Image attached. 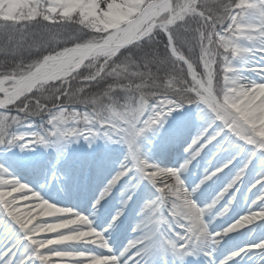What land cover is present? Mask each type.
I'll return each instance as SVG.
<instances>
[{"label": "snow or ice", "instance_id": "snow-or-ice-1", "mask_svg": "<svg viewBox=\"0 0 264 264\" xmlns=\"http://www.w3.org/2000/svg\"><path fill=\"white\" fill-rule=\"evenodd\" d=\"M0 57V264H264V0H0Z\"/></svg>", "mask_w": 264, "mask_h": 264}, {"label": "rangeland", "instance_id": "rangeland-1", "mask_svg": "<svg viewBox=\"0 0 264 264\" xmlns=\"http://www.w3.org/2000/svg\"><path fill=\"white\" fill-rule=\"evenodd\" d=\"M20 203H21V206H22V207L26 206L25 202L20 201ZM46 219H47V218H46ZM237 239H239V238H237Z\"/></svg>", "mask_w": 264, "mask_h": 264}, {"label": "trees", "instance_id": "trees-1", "mask_svg": "<svg viewBox=\"0 0 264 264\" xmlns=\"http://www.w3.org/2000/svg\"><path fill=\"white\" fill-rule=\"evenodd\" d=\"M0 59H2V57H0Z\"/></svg>", "mask_w": 264, "mask_h": 264}]
</instances>
